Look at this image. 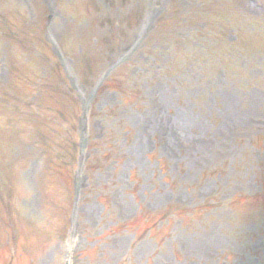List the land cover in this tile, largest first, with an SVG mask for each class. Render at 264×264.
<instances>
[{
	"label": "rangeland",
	"instance_id": "obj_1",
	"mask_svg": "<svg viewBox=\"0 0 264 264\" xmlns=\"http://www.w3.org/2000/svg\"><path fill=\"white\" fill-rule=\"evenodd\" d=\"M0 264H264V0H0Z\"/></svg>",
	"mask_w": 264,
	"mask_h": 264
},
{
	"label": "bare ground",
	"instance_id": "obj_2",
	"mask_svg": "<svg viewBox=\"0 0 264 264\" xmlns=\"http://www.w3.org/2000/svg\"><path fill=\"white\" fill-rule=\"evenodd\" d=\"M190 122H189V120H187V119H185V120H181V124L182 125H187V124H189Z\"/></svg>",
	"mask_w": 264,
	"mask_h": 264
}]
</instances>
